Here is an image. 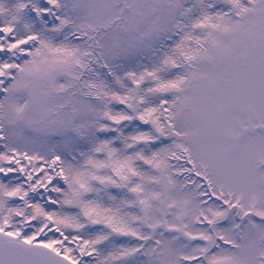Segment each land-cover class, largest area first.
<instances>
[{
    "label": "snow or ice",
    "instance_id": "obj_1",
    "mask_svg": "<svg viewBox=\"0 0 264 264\" xmlns=\"http://www.w3.org/2000/svg\"><path fill=\"white\" fill-rule=\"evenodd\" d=\"M0 264H264V0H0Z\"/></svg>",
    "mask_w": 264,
    "mask_h": 264
}]
</instances>
